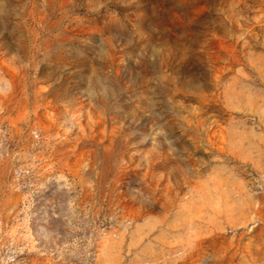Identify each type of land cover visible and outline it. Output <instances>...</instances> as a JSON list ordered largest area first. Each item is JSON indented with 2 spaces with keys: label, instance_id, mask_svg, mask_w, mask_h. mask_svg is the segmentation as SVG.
Listing matches in <instances>:
<instances>
[{
  "label": "rangeland",
  "instance_id": "rangeland-1",
  "mask_svg": "<svg viewBox=\"0 0 264 264\" xmlns=\"http://www.w3.org/2000/svg\"><path fill=\"white\" fill-rule=\"evenodd\" d=\"M0 264H264V0H0Z\"/></svg>",
  "mask_w": 264,
  "mask_h": 264
}]
</instances>
